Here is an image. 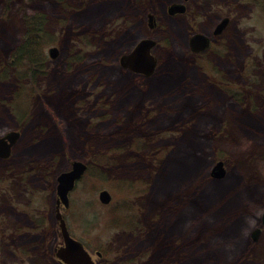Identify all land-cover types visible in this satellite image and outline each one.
<instances>
[{
	"label": "rangeland",
	"instance_id": "1",
	"mask_svg": "<svg viewBox=\"0 0 264 264\" xmlns=\"http://www.w3.org/2000/svg\"><path fill=\"white\" fill-rule=\"evenodd\" d=\"M175 2L186 11L169 13ZM32 5L36 9V0ZM40 5L54 38L43 46L48 60L39 82L29 74L24 79L27 91L18 87L16 73L27 66L10 56L22 24L0 5V137L20 133L10 156L0 157V264H63L55 254L63 242L57 176L74 160L89 164L96 158L102 165L84 174L61 212L97 264H264V228L258 240L252 237L260 224L235 251L226 248L230 223L220 227L201 217L212 218L214 193L232 178L242 192L264 200V167L252 161L262 151L244 150L236 135L222 141L217 136L233 131L245 115L264 123V0ZM226 17V28L214 34ZM197 33L209 37L210 46L196 52L189 40ZM143 39L155 41L150 52L156 66L149 76L121 63ZM52 46L59 49L56 58L49 57ZM74 48L84 58L70 64ZM225 104L232 107L229 115L218 114ZM208 119L214 124L206 136L217 141L206 151L198 122ZM196 155L208 160L209 178L192 187L190 160ZM219 160L226 173L216 178L211 172ZM103 189L112 194L109 204L99 199Z\"/></svg>",
	"mask_w": 264,
	"mask_h": 264
},
{
	"label": "trees",
	"instance_id": "2",
	"mask_svg": "<svg viewBox=\"0 0 264 264\" xmlns=\"http://www.w3.org/2000/svg\"><path fill=\"white\" fill-rule=\"evenodd\" d=\"M43 1L60 2L62 0H36L37 3L36 9L32 5V3H34V0H29V1L0 0L1 3L0 5L2 7L5 6V9L8 11V12L6 11L7 12L6 14L8 15L7 17L12 19L13 17L17 18L18 21L22 24V28H23V35L21 36L20 43L18 44L17 47L14 48V50L11 52L10 55L11 58H13L16 61V64H22L21 66L23 65L27 66L26 70H22L20 68L16 70V73H19V77H20L19 78L20 86H18V84L17 86L22 91H27L26 88L28 87V84L24 82V79L26 78L27 74L30 75L32 83H36L37 80L39 82L40 79L39 77L41 76L40 74L43 71L41 66L46 64L48 60V57H46L47 54L43 50V46L45 45L46 42L54 38L53 36H51L52 34L48 29L49 27L48 17L43 11L40 10L41 9L40 2ZM103 12H104V8L102 9V13ZM107 12L109 13V9L106 10V13ZM166 38L167 41H171L173 39V35L170 34ZM68 56L70 58L69 60L70 64L72 63L75 64L84 58V56L81 54L80 49L78 48H74L73 52ZM9 64L12 65L11 62ZM169 88L171 87H168L167 89ZM155 92L156 91H154L153 93L155 94ZM234 95L237 96V94ZM225 107L226 108H219L218 110H216L217 113L223 116L229 115L228 111L232 107L231 108L230 106L228 107V104H225ZM213 124L214 122H211L210 119H208L207 122H203V123L198 122V127L200 129L199 134L200 136H202L201 141L203 142L202 149L206 151L214 147V145L216 144L215 141H217V139L211 137V135H209V137L206 136V134L209 132L210 129L208 125H213ZM111 125L112 126H108L106 129L109 130L113 128L114 124L111 123ZM234 127L235 128L233 129V131H229V132L227 131L226 133L225 131H223L222 134L219 133L221 132L220 130H222L220 128L218 131L219 134H217L219 140L220 139L221 141L231 140L236 135L239 138L238 140H236L237 145L239 143V140H242V143L243 141L246 143L244 145V150H247L248 148H252V149L259 148L262 152L260 153L258 152L259 154L256 157L254 156L252 161L253 163H256L257 165L263 168L264 167V123H261V120L259 121V119L256 118L252 119L249 118V116L245 115L242 116L239 120H237ZM221 152L222 151H219V153ZM241 152H243L241 149L237 151V153H241ZM198 157H201V155H199ZM198 160L199 161L194 162L195 164H192L193 162L190 163L191 164L190 171L192 173V176L195 177V178H191L190 185L192 187L196 186L197 183L201 180V178H203L202 181L204 179L209 178L207 170H205L207 165L209 164L208 160L205 159L206 165L205 163L200 162V158ZM98 164H100V166L102 165L100 160H98L97 158L94 160L91 159L89 161V168H87L88 171L92 172L91 168H95V166H97ZM211 181L212 183L210 182V184L211 185L214 184L213 180ZM217 188L219 189L217 193L214 194H216L215 203L218 201L216 203L218 206L213 208L217 212H215V210L209 211L210 212L209 215H211L212 218H208L206 217L207 213L204 214L203 211L198 210L197 212L198 217L201 215L200 212H202L203 214L201 215V217H204L207 223L213 224L214 222L215 223L214 225H218L220 227H223L225 224L230 223L228 232L230 233L229 237L231 238V241H228L230 244L226 245L227 246L226 248L228 250L235 248V251L236 249L239 251L242 248L243 242L245 241L244 234H248L254 226L259 224L261 225V215L264 210L263 209L264 200L258 201L256 200L255 197L253 198V196L250 193L248 194L245 191L242 192L240 190L239 179L236 178H232L230 181L224 182L222 187H217ZM211 189L212 187H210L209 190H206V192L207 191L212 192L210 191ZM222 198L225 199L224 202H222ZM208 199L209 202L207 203L208 204L210 203L211 205V202L213 200V195L210 194L208 196ZM219 200L221 201L219 202ZM242 205L250 209V210H246V212L250 214L243 211ZM219 211L222 213H220ZM224 230L226 229L224 228ZM211 235L212 234L208 233L207 237L210 236L212 238L213 236H215V235L212 236ZM260 248H261V252H263L264 250L262 248H264V243H262Z\"/></svg>",
	"mask_w": 264,
	"mask_h": 264
},
{
	"label": "water",
	"instance_id": "3",
	"mask_svg": "<svg viewBox=\"0 0 264 264\" xmlns=\"http://www.w3.org/2000/svg\"><path fill=\"white\" fill-rule=\"evenodd\" d=\"M186 5L184 3H172L169 6V13H184L186 11ZM150 20L153 16L149 14ZM230 18H224L215 27L214 34H220L226 28ZM135 49L129 54L121 56V63L123 66L132 69L137 73H143L146 76L151 75L156 66V60L151 54V48L155 44L152 39H143ZM191 50L202 51L210 46V38L204 34L197 33L193 35L190 40ZM59 55V49L57 46L49 47V57L56 58ZM20 133L18 131H9L4 136L0 137V157L7 158L10 156L12 146L19 138ZM225 162L219 160L216 162L212 170V176L221 178L225 175L226 170L224 168ZM88 165L82 160L72 161L71 168L60 172L57 176V205L56 216L59 220V228L63 238V244L55 248L56 256L62 260L65 264H96L91 252L86 248L85 244L75 238L69 231L68 225L63 212H61V205L68 208L70 205V192L75 188L79 179L83 177ZM112 194L108 189H103L99 193V199L102 203L109 204L112 201ZM262 226H264V210L261 216ZM262 226L254 229L252 237L256 241L262 231ZM100 254V252H98Z\"/></svg>",
	"mask_w": 264,
	"mask_h": 264
},
{
	"label": "bare ground",
	"instance_id": "4",
	"mask_svg": "<svg viewBox=\"0 0 264 264\" xmlns=\"http://www.w3.org/2000/svg\"><path fill=\"white\" fill-rule=\"evenodd\" d=\"M199 158H200V162H201V163H205V162H206L205 159H202L201 157H198V156L196 155V156H195V159H194V161H193L192 164H195L194 162L199 161V160H198ZM190 162H192V159L190 160ZM87 165H88V167H89V164H88V163H87ZM205 165H206V163H205ZM188 185H190V183H189ZM190 186H191V185H190Z\"/></svg>",
	"mask_w": 264,
	"mask_h": 264
},
{
	"label": "flooded vegetation",
	"instance_id": "5",
	"mask_svg": "<svg viewBox=\"0 0 264 264\" xmlns=\"http://www.w3.org/2000/svg\"><path fill=\"white\" fill-rule=\"evenodd\" d=\"M61 210H62V205H61ZM60 233H61V232H60ZM61 236H62V235H61ZM62 241H63V240H62ZM62 244H63V243L61 242V244H59L58 246H60V245H62ZM58 246H57V247H58ZM55 248H56V247H55ZM97 254H98V252H97ZM99 255L101 256L102 254H98V256H99ZM56 257H57V256H56ZM57 259H58L59 263H63V264H65V263H64L62 260H60L58 257H57ZM95 261H96V260H95ZM95 261H94V262H95ZM95 263H96V262H95ZM96 264H97V263H96Z\"/></svg>",
	"mask_w": 264,
	"mask_h": 264
}]
</instances>
